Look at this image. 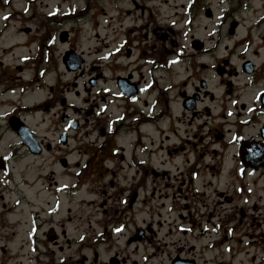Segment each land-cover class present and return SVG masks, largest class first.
<instances>
[{"label":"flooded vegetation","instance_id":"obj_1","mask_svg":"<svg viewBox=\"0 0 264 264\" xmlns=\"http://www.w3.org/2000/svg\"><path fill=\"white\" fill-rule=\"evenodd\" d=\"M29 11L0 8V45L9 22ZM14 28L24 38L35 31ZM25 43L0 46V264L15 260L19 238L24 260V248L44 247L22 215L25 188L39 180L55 189L52 215L60 195L96 197L87 202L100 217L95 243L119 228L128 247H144V264H228L215 252L260 264L264 204L250 203L264 200V0H126V63L106 73L107 56L79 60L70 82L66 49L54 71L31 67L51 64L46 44L12 65ZM16 212L22 220L5 222ZM72 218L50 229L38 260L52 264L60 241L70 244ZM90 253L82 264L131 262L123 251L107 261Z\"/></svg>","mask_w":264,"mask_h":264},{"label":"rangeland","instance_id":"obj_2","mask_svg":"<svg viewBox=\"0 0 264 264\" xmlns=\"http://www.w3.org/2000/svg\"><path fill=\"white\" fill-rule=\"evenodd\" d=\"M8 4V5H6ZM6 5V6H5ZM28 7L31 9V12L27 13L25 16H18L16 20L10 21V29L6 33L5 37L1 41V47L6 48L12 46L14 43H25L28 42V46L24 47L25 49H16L14 50V55H9V58L12 57L11 64H19L20 56L28 55L27 52L33 51L35 52V48L37 45H45L47 44L48 37L46 36V29L48 28L51 33L58 34L57 29H61V32H73L71 36L68 37V41L65 45L57 44L54 48V52L52 53V62L37 64L35 66H31L35 69H49L51 71L57 70V63L60 61V53L63 52L64 49L72 50L75 49L79 53L83 51L84 57L88 59V61L97 58L98 53H107L111 54L113 52H120L117 55V58L114 62H110L107 65L106 73L116 71L115 68L126 63V44H123L126 40V0H1L0 8L1 9H11L14 12L21 13L23 8ZM54 10H61L60 12H52ZM10 12V10H9ZM49 12V13H48ZM3 14V13H2ZM22 15V14H21ZM46 15V16H45ZM1 25V22H0ZM20 27L23 25L31 26L35 30L31 35H26L25 41L20 42L19 37L23 35L16 32V28L14 26ZM54 29L56 31H54ZM18 33V34H17ZM42 35L44 36L42 39ZM46 40V41H45ZM121 48V49H120ZM100 54V56H102ZM63 68V67H62ZM52 76L48 77V80L51 79ZM74 78V75H67L66 81L70 82ZM54 82V79H51ZM75 82V81H74ZM67 85V84H66ZM31 94H28L25 97V100ZM13 100H17L18 96L12 97ZM9 107H4L5 110H9ZM40 116H36L32 119V122L37 123L40 121ZM6 145V144H5ZM2 153H4V144L2 145ZM26 167L27 161L22 160L19 162L20 166ZM47 174V173H46ZM36 178L38 176H35ZM46 177H48L46 175ZM35 178V179H36ZM34 179V180H35ZM59 182L63 180V177L60 175L57 176ZM56 179V180H57ZM45 183V184H44ZM61 184V183H60ZM45 187V188H44ZM44 188V189H43ZM49 188V189H48ZM28 189L27 197L30 200V207H26L25 209V217H28L32 212L38 213L40 218H36L37 225H34L35 237L38 238V242L43 240V248L46 250L45 246V236L49 233L50 229H54L56 232H59L61 225H63V221L66 220L67 216L70 214L73 218L71 223H67L66 231L69 236L70 244L66 243L65 240L60 241L62 246L65 245L64 251L62 253L56 252L54 256L51 257L50 261L52 264H61L62 260H66L64 264H82L83 261L82 254H89L90 252L93 254L94 248L98 249L99 244V253L100 259L102 261H107L108 258L115 251H124L125 253L121 255V259L127 258L130 256L131 262L137 261L139 264H144V247L141 246L139 251L136 252V245H133L127 251L126 235H115L111 239L108 237H104L105 242L99 240L97 243L94 242L96 238L97 231L99 230L97 227V222L100 219L95 208L87 205V202L91 200H96V197L87 194L85 191L76 196L73 193H66V195H60L59 203L61 206V212L56 215L53 214V210L55 206V189H51L49 187V182L45 180H39L35 187L31 190ZM48 189V190H47ZM258 196L264 197L263 192H259ZM84 200L85 202L83 203ZM6 203H11L6 200ZM264 204V200L261 202L259 198L253 197L250 206L253 204ZM34 204V207H33ZM264 206V205H263ZM50 212L47 214V211ZM69 209H71L69 213ZM264 212V208L260 207L259 214ZM11 217V215H10ZM12 215L10 224H15L18 221H15ZM21 219V217H17ZM27 219V218H26ZM22 220V219H21ZM20 221V220H19ZM23 221H26L23 219ZM33 222V221H32ZM33 222V223H36ZM28 226L31 222H28ZM24 229L26 228V224L23 225ZM38 227V228H37ZM38 229V230H37ZM245 229V228H243ZM248 229V228H247ZM244 230L242 233L250 232V230ZM22 227L19 228L18 232L22 234ZM242 231V230H241ZM87 236L86 240L81 243L80 237ZM5 237V236H2ZM24 237L22 238V240ZM214 241V240H211ZM99 243V244H98ZM21 245V238L16 242L14 250H18L15 252V260L11 259L12 254H8V256H4V261L6 264H47V260L45 257H42L40 260L37 259V256L40 254H45L43 248H40V253H31L28 248H24L23 254L26 255L28 260L22 259V255L20 252L23 250H19ZM39 245V243H38ZM81 249L80 252L78 250ZM88 249V250H86ZM51 250L57 251L53 245H51ZM220 251V250H219ZM89 252V253H88ZM90 253V255H92ZM139 254V257H136V254ZM33 254L35 259H33ZM31 256V257H30ZM88 258L90 256L85 255ZM24 257V258H25ZM261 259V260H260ZM212 260H218L219 262L225 261L228 264H248L246 262V258L241 255L237 257H231L229 255L221 256V252H215L212 255ZM264 256L258 254L257 262L260 264L264 263ZM31 262V263H30ZM124 262V261H123Z\"/></svg>","mask_w":264,"mask_h":264},{"label":"bare ground","instance_id":"obj_3","mask_svg":"<svg viewBox=\"0 0 264 264\" xmlns=\"http://www.w3.org/2000/svg\"><path fill=\"white\" fill-rule=\"evenodd\" d=\"M19 41H20V42H23V41H25V38H24V37H19ZM24 46L29 47V46H28V43H25ZM39 97H40V95H39ZM22 177H23L22 175H18V179H19V180H20ZM24 178H26V176H24ZM33 206H34V205H33ZM25 209H26V207L24 208V211H22V215H23L24 218H28L30 215H28V217H25V214H24ZM20 215H21V214H20L19 212H16V213L14 214L15 217H18V216L20 217ZM18 225H20V223H18Z\"/></svg>","mask_w":264,"mask_h":264}]
</instances>
